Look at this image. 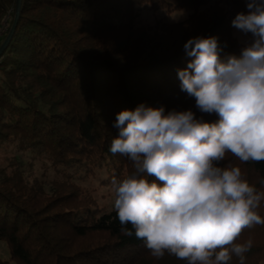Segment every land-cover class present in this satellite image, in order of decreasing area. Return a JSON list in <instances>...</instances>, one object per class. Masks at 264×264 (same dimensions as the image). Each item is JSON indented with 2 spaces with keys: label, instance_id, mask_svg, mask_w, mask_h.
<instances>
[{
  "label": "trees",
  "instance_id": "obj_1",
  "mask_svg": "<svg viewBox=\"0 0 264 264\" xmlns=\"http://www.w3.org/2000/svg\"><path fill=\"white\" fill-rule=\"evenodd\" d=\"M15 2L0 0V23L8 18L11 27ZM144 9L187 15L151 25L140 20ZM247 11L246 0H21L0 55V148L13 150L0 168V264H185L167 254L157 260L135 235H122L116 213L89 186L111 189L113 178L133 171L110 151L119 112L145 104L218 119L181 91L184 45L215 36L222 60L240 57L231 22ZM221 163L239 166L264 190V162L229 154ZM259 211L264 216V202ZM249 238L245 264H264V225L237 242Z\"/></svg>",
  "mask_w": 264,
  "mask_h": 264
},
{
  "label": "clouds",
  "instance_id": "obj_2",
  "mask_svg": "<svg viewBox=\"0 0 264 264\" xmlns=\"http://www.w3.org/2000/svg\"><path fill=\"white\" fill-rule=\"evenodd\" d=\"M246 7L231 22L250 37L240 57L222 60L215 36L184 45L190 60L177 73L181 91L215 122L191 109L166 113L145 104L116 115L110 151L127 157L133 171L112 179L111 207L121 234L135 235L157 260L231 264L236 257L245 264L253 240L237 241L264 225V190L239 166L221 163L229 154L242 164L264 162V0Z\"/></svg>",
  "mask_w": 264,
  "mask_h": 264
},
{
  "label": "rangeland",
  "instance_id": "obj_3",
  "mask_svg": "<svg viewBox=\"0 0 264 264\" xmlns=\"http://www.w3.org/2000/svg\"><path fill=\"white\" fill-rule=\"evenodd\" d=\"M210 2H213L214 0H209ZM187 13L185 12H175V13H158L156 15H153L150 11L147 9H144L141 12L140 20L142 23L146 24H153L154 20L158 17H164V19L168 22H176L184 19L186 17ZM235 38L238 40V42L245 47L246 42L249 41L250 37L245 36L243 33H241L239 30L235 29L234 32ZM12 148L8 147H1L0 148V168L4 167L7 163L9 158L11 157ZM89 189H92L91 194L96 199L97 203L101 206L106 207L107 209L112 208L111 207V189L105 188V187H99L96 185H90ZM0 254L2 256L6 257L5 247L3 244L0 243Z\"/></svg>",
  "mask_w": 264,
  "mask_h": 264
},
{
  "label": "water",
  "instance_id": "obj_4",
  "mask_svg": "<svg viewBox=\"0 0 264 264\" xmlns=\"http://www.w3.org/2000/svg\"><path fill=\"white\" fill-rule=\"evenodd\" d=\"M20 3H21V0H16V2H15L14 18H13L11 27H10L6 37L4 38L3 42L0 45V55L4 51L5 47L7 46L8 42L10 41L11 37L13 36L14 30H15V27L17 24V20H18Z\"/></svg>",
  "mask_w": 264,
  "mask_h": 264
},
{
  "label": "built area",
  "instance_id": "obj_5",
  "mask_svg": "<svg viewBox=\"0 0 264 264\" xmlns=\"http://www.w3.org/2000/svg\"><path fill=\"white\" fill-rule=\"evenodd\" d=\"M10 25H9V19L6 18L0 23V40L7 35L9 31Z\"/></svg>",
  "mask_w": 264,
  "mask_h": 264
}]
</instances>
